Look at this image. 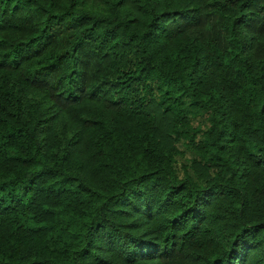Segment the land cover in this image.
Returning <instances> with one entry per match:
<instances>
[{"label":"trees","instance_id":"trees-1","mask_svg":"<svg viewBox=\"0 0 264 264\" xmlns=\"http://www.w3.org/2000/svg\"><path fill=\"white\" fill-rule=\"evenodd\" d=\"M0 264H264V0H0Z\"/></svg>","mask_w":264,"mask_h":264}]
</instances>
